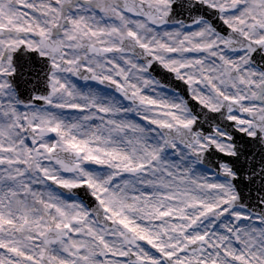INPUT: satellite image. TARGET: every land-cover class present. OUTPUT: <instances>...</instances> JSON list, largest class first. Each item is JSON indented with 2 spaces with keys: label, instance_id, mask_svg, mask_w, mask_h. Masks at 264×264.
I'll return each mask as SVG.
<instances>
[{
  "label": "snow or ice",
  "instance_id": "1",
  "mask_svg": "<svg viewBox=\"0 0 264 264\" xmlns=\"http://www.w3.org/2000/svg\"><path fill=\"white\" fill-rule=\"evenodd\" d=\"M0 264H264V0H0Z\"/></svg>",
  "mask_w": 264,
  "mask_h": 264
}]
</instances>
